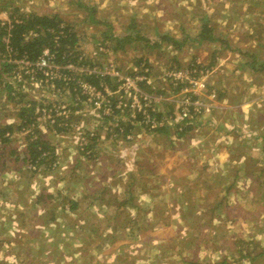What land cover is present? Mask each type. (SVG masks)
I'll list each match as a JSON object with an SVG mask.
<instances>
[{"label":"rangeland","instance_id":"rangeland-1","mask_svg":"<svg viewBox=\"0 0 264 264\" xmlns=\"http://www.w3.org/2000/svg\"><path fill=\"white\" fill-rule=\"evenodd\" d=\"M14 9L58 15L78 33L77 63L120 76L146 72L140 88L157 98L155 110L162 118L173 110L165 100L173 90L166 77L171 69L191 60L206 66L212 53L219 63L205 80L208 88L200 91L206 113L160 131L120 113L110 125L94 120L90 115L96 112L90 114L84 101L76 107L72 98H61L79 109L73 118L82 117L94 133L87 142L104 147L102 164L87 149L76 148L72 127L61 131L55 124V134L51 129L41 134L55 151L50 169L23 162L22 144L28 143L23 136L8 144L0 140V264H176L170 260L176 249L154 243L180 235L201 242L197 253L212 264H264V0H0L1 17ZM202 25L213 28L215 41L196 40ZM160 35L167 38L155 47ZM128 36L132 39L124 41ZM33 93L45 104L59 99L37 85L15 95L27 100ZM4 97L0 92V123L13 109ZM118 128L132 140L123 141ZM99 133L109 145L99 144ZM221 144L219 159H210L211 147ZM171 174L201 176L213 191L198 186L186 193L184 183L166 187ZM111 186L119 193L110 194ZM102 189L103 199H87ZM215 205L223 212H209ZM163 221L175 226L155 233Z\"/></svg>","mask_w":264,"mask_h":264},{"label":"built area","instance_id":"built-area-1","mask_svg":"<svg viewBox=\"0 0 264 264\" xmlns=\"http://www.w3.org/2000/svg\"><path fill=\"white\" fill-rule=\"evenodd\" d=\"M3 24L5 23L1 22L0 27H3ZM9 36L5 33L0 39V47L3 49L0 50V70L5 66H9L10 72L2 74V81L10 84L12 95H19L18 92H22L29 85H37L40 88L49 89L55 97H59L62 91L67 93L73 82L72 91L76 92L79 89L78 92L84 96V102L92 108L90 114L96 112L94 115H90L94 120L106 119L110 125L109 121L120 113L127 115L129 122L141 123L152 131L160 130L163 126L172 124L186 125L190 118L206 113L205 108L208 105L204 103L200 91L203 88H208L205 80L214 73L209 68L206 70L186 68L181 71H172L166 75L167 78H171L173 86L179 87V91L165 99L172 104L173 110L170 116L162 118L151 115V113L156 112L152 104L157 102V98L146 94L140 88L141 85L147 82L146 72L132 71L127 75L120 76L117 72L110 71L108 68L101 71L74 62L59 65L54 62V54L48 50H44L36 61H30L24 55L18 56L17 52L10 48ZM88 76H96L100 79L107 78L110 86L103 85V83L100 85L101 89L97 90L83 80L82 77ZM176 82L182 85H177ZM30 98L34 102H41V104L39 103L40 108L35 106L33 122L28 126L18 125V130H15L14 133L6 132L4 138L13 139L15 136L18 139L19 136H23L25 143L27 141L31 142L37 138V135H44L47 126H50L48 130L51 129V132L55 134L53 127L58 124L62 128H67V130L72 127L75 130L73 133L74 145L79 151H85L84 146L87 144V138L94 137V133L87 131V127L78 118H73V113L79 116L77 115L79 109L69 107L61 98L47 104L44 103L43 99H36L35 93ZM80 103V100L74 99L72 105L78 107ZM48 104H50L49 108L47 107ZM12 123L13 120L11 119L5 121V124L8 125ZM117 130L122 135L123 141L132 140L131 136L122 132L119 128ZM87 134H89L88 137ZM22 145L23 149H26L25 146L27 145ZM28 164L30 167L33 166V164Z\"/></svg>","mask_w":264,"mask_h":264},{"label":"trees","instance_id":"trees-1","mask_svg":"<svg viewBox=\"0 0 264 264\" xmlns=\"http://www.w3.org/2000/svg\"><path fill=\"white\" fill-rule=\"evenodd\" d=\"M2 11V10H1ZM8 18H4L0 16V20H6L9 21L4 25L3 31L0 29V39L1 36L6 34H9V46L13 51H16L18 56L24 55L28 58L30 61H36L42 52L44 50H48L50 53L54 54V62L59 65H63L67 62L71 63H77L78 58L81 56V53L78 51V41L79 36L78 33L75 32L70 26L66 25L63 20L58 15H36L34 13H18L17 9L13 10V13L8 15ZM203 26V25H202ZM7 28V29H6ZM9 29V30H8ZM6 30H8L6 32ZM213 28L211 26H203L200 29L199 35L196 38V40L199 43L204 42H213L217 38L213 35ZM167 35L165 36H158V41H155V47L160 45V42H162L164 39H166ZM135 38V37H134ZM138 38V36H137ZM132 37L128 36L124 41L131 40ZM169 39V38H168ZM124 41H118L120 43H124ZM168 42L172 44H176L180 47L181 43H178L177 40L174 39L169 40ZM0 50L1 49L0 47ZM216 56L214 53L211 54V57L209 59V63H207L206 66H200L197 64V61L191 60L189 64L186 65V67L183 68H173L169 72L172 71H181L185 68L187 69H211V72H216L218 70V61L215 60ZM140 61L136 62V66H140ZM146 62V60H145ZM144 62V63H145ZM80 64H83V61L81 60L79 62ZM145 67H148L146 63L144 64ZM9 66H5L2 70H0V84L4 83L2 81V74L9 73ZM139 73H143L142 71H139ZM167 77V76H166ZM83 80L86 81L90 86L95 87L97 90H100V85L103 83H107L108 79L103 78L100 79L96 76H88V77H82ZM76 79V78H74ZM171 80V78H167ZM172 83V82H171ZM177 85H182L179 82H176ZM74 86V83H71V87L67 91H62L59 96V98H68L71 99L72 103L74 102L75 94L79 95L80 102L84 101V96L78 92L72 91V88ZM172 92L168 94H175L179 91V87H175L171 85ZM77 88V87H76ZM176 88V89H175ZM175 89V90H174ZM178 89V90H177ZM0 92L4 93L5 97V103H10L13 107L11 110V113H7L6 115H3V119H11L13 120V123L8 125L5 124V122L0 123V140L2 143L8 144V139L4 138V134L6 132L14 133L15 130H18V125L28 126L30 123L33 122L35 118V106H39V103L34 102L30 99H25V96L16 97V95H12V89L10 87V84L4 83V86L1 87ZM152 93V92H151ZM20 96V95H18ZM152 97H154L153 94H151ZM165 97V94H164ZM168 97V95H167ZM17 98V99H15ZM171 109L172 104H169ZM79 106V105H78ZM152 106L155 108L156 103H153ZM47 107H50V104L47 105ZM149 110V109H148ZM172 111H170V114ZM152 116L156 115L158 117L159 112L151 113ZM82 117H80V120ZM90 118H92L90 116ZM84 119V118H83ZM79 120V118H78ZM84 125V123H83ZM50 126H47V129H49ZM61 131H66L67 128H59ZM162 130V129H160ZM156 130V131H160ZM39 133V132H36ZM42 136V137H41ZM89 134H87V137ZM42 140V141H41ZM26 149L22 150L25 155L23 157V162H28L31 165H35L37 167H40L41 164L48 165V168L50 169V164L55 160V151H53V148L50 146V144L43 138V135H37V138L34 141H27ZM91 147L89 145V141L87 144H85L84 148L87 149ZM52 148V149H51ZM40 149V150H39ZM86 151V150H85ZM15 152V151H14ZM93 154H91L92 156ZM84 157L90 159L91 156L83 155ZM77 165H79V162H77ZM77 167V166H75ZM47 170V169H46Z\"/></svg>","mask_w":264,"mask_h":264},{"label":"crops","instance_id":"crops-1","mask_svg":"<svg viewBox=\"0 0 264 264\" xmlns=\"http://www.w3.org/2000/svg\"><path fill=\"white\" fill-rule=\"evenodd\" d=\"M189 129H190V127L186 128V130H189ZM102 130L105 131L104 128H102ZM135 132H139V131H135ZM44 135H47V134H44ZM135 136H139L140 137V135H138V134H135ZM102 140H105L107 142V145H109L110 142H109L108 138L103 137V134L99 133V144L103 143V142H101ZM89 145L91 147L88 146L87 150L90 152V154H93L92 157L94 159L99 157V159L101 160V158L99 156V152L100 151H104V147L103 146H99V147L96 146L95 140L90 141ZM221 146H222V144L221 145H216L215 147H213V146L211 147V151L209 152V155L211 156L210 159H212V158H216L217 160L219 159L218 154H216V153L220 152V147ZM216 148L218 150H215ZM53 151H54V148H53ZM164 151H165V149L162 148V154H164ZM171 154L176 156V155H178V152L173 150V152H171ZM77 162H79V161H76V164H77ZM102 163H104V162L102 161L101 164ZM240 166H241V164H240ZM99 167H100V164L97 166V168L103 172V170L100 169ZM181 169L182 168L178 166L177 170L179 171ZM104 170H106V169H104ZM103 174H104V172H103ZM173 174H176V173L174 172ZM173 174H171V176H168L166 181L164 179L163 184L166 187L177 186L178 184L182 185V183H184L183 186L186 187V190L184 192H186V193L187 192L190 193V191H191V189H188V188H195V187H198V186H200L202 189H205V190H212V189L209 188L208 185H206L205 182L202 181L201 176H199L198 179H195L194 177H191V176H188V177H186L184 179H181V178H172ZM103 178H105V174L102 175V178H101V183L102 184L104 183ZM93 185L94 184L91 183L90 187L87 186V190H89V191L91 190V192H92L91 188L93 187ZM100 186H102V185H100ZM107 188H108V186H107ZM117 188H119V187H117ZM117 188H116L117 191H115L113 186H111V191H110L111 193L110 194H114L115 192L119 193ZM180 189H181V187H180ZM196 191H197L196 189L192 190L193 193H195ZM97 192H98L99 195L96 194L95 196H88L87 199H90L92 202H94L97 197H100L101 199H103L104 195H100V194H105L106 190H104V189H102L101 191L97 190ZM181 192H183V191H181ZM88 194H91V193L89 192ZM221 200H222V198L220 199V201ZM221 207L222 206L215 205L213 207V209H209L210 210L209 212L217 211V213L220 214V213L223 212ZM129 209H133V208L130 207ZM226 212L227 211H225V213ZM176 213L180 214V209H178ZM130 214H131V212H130ZM173 218H175V220L177 222H180L178 217L174 216ZM150 226H152V225H150ZM173 226H175V225L174 224L169 225V224H167L166 221H163L162 223L156 224V226L153 228V230H155V233H159L160 231H169V230H171V228ZM179 228H181V227H179ZM154 244L159 246L160 248L168 249V251H174V249H176L177 250L176 256H173L170 259L172 262H175L176 264H178V263L179 264H210V263L212 264V263H216L214 261L213 262H208L207 261V257L208 256L198 255L197 249H199L201 247V242L197 241L196 238H194L193 241L191 242V241H188L187 239H185L183 236L180 235L176 240L156 241Z\"/></svg>","mask_w":264,"mask_h":264}]
</instances>
